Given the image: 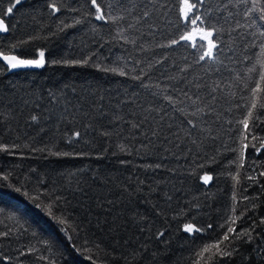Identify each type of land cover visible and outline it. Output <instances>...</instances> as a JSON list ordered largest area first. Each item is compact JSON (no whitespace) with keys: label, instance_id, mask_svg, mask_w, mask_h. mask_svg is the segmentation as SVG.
Instances as JSON below:
<instances>
[{"label":"trees","instance_id":"16d2710c","mask_svg":"<svg viewBox=\"0 0 264 264\" xmlns=\"http://www.w3.org/2000/svg\"><path fill=\"white\" fill-rule=\"evenodd\" d=\"M10 3L0 54L43 51L45 64L0 61V264H205L198 253L227 227L232 255L207 264H264V109L238 123L264 0L198 6L222 45L215 61L180 40L182 0H98L105 20L91 0H22L4 15ZM246 230L250 243L235 239Z\"/></svg>","mask_w":264,"mask_h":264},{"label":"snow or ice","instance_id":"6c2138e0","mask_svg":"<svg viewBox=\"0 0 264 264\" xmlns=\"http://www.w3.org/2000/svg\"><path fill=\"white\" fill-rule=\"evenodd\" d=\"M22 2V0H15V4L9 5L7 8L6 13L4 15L10 14L13 12V9L16 7V5H19ZM259 2V0H253V6ZM204 0H182L181 7H180V16L181 18L186 22L191 24V29L186 30L184 33L180 35V40L185 42H190L192 47L199 48L201 54L199 55V61H204L206 58L208 60L215 61L217 58V53L220 51L222 45H218L217 41L214 38V32L217 31L216 29L212 27H201L200 24L205 23L203 16L198 15L197 10L198 6H203ZM91 6L95 8V19L96 20H105L107 19L103 8L98 3V0H91ZM49 7L53 10V12L59 11L55 3H52L49 5ZM252 11V9H249L244 13V15L247 17L248 13ZM145 16L148 15L147 12L144 13ZM260 19L264 21V9L261 11ZM79 23V21H77ZM239 27V24L237 25ZM8 26L5 23V20L0 18V32H7ZM260 38L261 42L259 43V49H260V55L257 57L256 64H254L252 67L247 68V74L248 78L253 81L254 86L249 88L248 84H245L243 87L249 91V97L245 98L246 100H250V103H247L243 106L246 108V114L242 116V119L238 121L239 124H242L245 131L249 129V121L253 118H259L254 117V113H256L260 109H264V30H261L258 34L254 33L253 36H257ZM197 36L199 37V41H204L206 43L200 44L197 40ZM179 41L176 39H172L170 41L171 45L177 44ZM255 46V39L253 40L252 44L248 47ZM2 59L7 63L8 67L11 69H16L20 67H42L45 64V54L43 51L39 54V59H21L16 55H3ZM64 63H72V64H87L88 60H73V61H63ZM53 63H60V61H53ZM258 65V66H257ZM99 67V66H98ZM103 71H117L116 69H108L104 68ZM120 75H124L125 73L123 71H120ZM140 77H134V79H139ZM243 79V77H240ZM147 86V85H145ZM215 91V89H213ZM185 96H187V93H185ZM188 99H191V97H187ZM165 99H167L170 103H172V98L169 96H165ZM212 99H215V97H212ZM195 103V101H193ZM238 107H240L238 105ZM203 111V109L197 108V112ZM196 113H192V115H195ZM33 120L36 119L35 116L32 117ZM189 124H192L193 122L191 120L188 121ZM77 136H79V133H76ZM253 139H256V137H253ZM248 145L245 144L244 147L246 148ZM261 147H264V143H261ZM6 150L2 147H0V151ZM259 150V149H257ZM261 175H264V173H261ZM233 180L237 179V176L232 177ZM205 183L210 179L208 176L203 177ZM17 191H20V189H16ZM27 195V193H25ZM32 199H36L33 197ZM37 208H41L40 204H36ZM44 209L47 212V215L55 221L58 225L61 227V232H64L68 229V221L67 219L56 216L53 212L52 205H44ZM236 221L233 220L232 223H235ZM261 224H264V220H261ZM211 227V226H210ZM222 228L225 227V225L221 226ZM185 232H193V231H200V229H194L192 224H186L184 226ZM235 233V229L233 227H227V231L224 232L223 236L217 240L216 243L213 244H206L202 251L198 253V255L203 256L204 253H209L207 256V260L205 261V264H207V261L213 260L214 257H229L232 255V253L227 250V244H224L223 247L221 245L223 242L231 243L230 235ZM162 235V234H161ZM243 236H248L249 240L248 242H251V232L245 231L241 232L235 235V239H240ZM68 240H71V237H66ZM46 243H50L46 241ZM74 246V242H73ZM88 259H92V257H87ZM93 264H95V261H93ZM197 264H199V261H197Z\"/></svg>","mask_w":264,"mask_h":264},{"label":"water","instance_id":"95a60500","mask_svg":"<svg viewBox=\"0 0 264 264\" xmlns=\"http://www.w3.org/2000/svg\"><path fill=\"white\" fill-rule=\"evenodd\" d=\"M6 32H0V34H5ZM5 54H0V61L7 65V63L2 59V56ZM11 69V68H10ZM17 69V68H16Z\"/></svg>","mask_w":264,"mask_h":264},{"label":"rangeland","instance_id":"374dc122","mask_svg":"<svg viewBox=\"0 0 264 264\" xmlns=\"http://www.w3.org/2000/svg\"><path fill=\"white\" fill-rule=\"evenodd\" d=\"M197 39H199V37L197 36ZM204 42V41H203ZM204 43H206V42H204Z\"/></svg>","mask_w":264,"mask_h":264}]
</instances>
